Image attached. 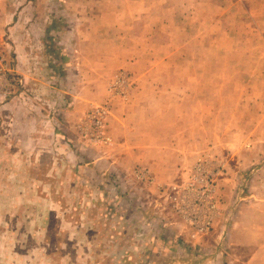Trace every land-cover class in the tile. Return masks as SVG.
I'll use <instances>...</instances> for the list:
<instances>
[{
  "label": "rangeland",
  "instance_id": "1",
  "mask_svg": "<svg viewBox=\"0 0 264 264\" xmlns=\"http://www.w3.org/2000/svg\"><path fill=\"white\" fill-rule=\"evenodd\" d=\"M43 1L0 0V37L7 36L13 14ZM80 5L99 9V15H88L90 22L94 16L100 19L90 27L95 40L116 44L117 58L139 57L135 68L153 73L142 79L155 88L149 95L158 96L167 110L175 105L168 120L179 117L175 128L187 134V141L169 140L174 132L170 120L163 131L149 128L152 144L169 149V142L155 141L163 133L176 149L189 146L185 168L208 158L220 170L214 187L220 212L208 232V254L191 244L175 256L152 252L163 247L153 213L172 210L161 188L173 183L162 181L170 174L157 172L155 178L139 164L113 174L90 151L81 154L74 140L22 149L7 138L9 126L1 123L0 264H264V0H84ZM108 23L114 28L108 29ZM88 34L93 30L86 35L92 40ZM2 41L0 106L21 105L29 114L32 103L19 95L22 79ZM92 47L85 48V55ZM122 73L130 85L125 95H116L108 86ZM135 86L136 79L120 68L106 91L127 103ZM149 104L156 113V100ZM95 105L108 107L104 131L109 141L88 143L76 126L79 147L113 145L107 130L110 104L88 102L82 114ZM129 114L138 120L136 110ZM126 183L133 184L131 189L123 188Z\"/></svg>",
  "mask_w": 264,
  "mask_h": 264
},
{
  "label": "crops",
  "instance_id": "2",
  "mask_svg": "<svg viewBox=\"0 0 264 264\" xmlns=\"http://www.w3.org/2000/svg\"><path fill=\"white\" fill-rule=\"evenodd\" d=\"M45 1L44 5L28 7L26 11L13 14L12 24L6 30L7 36L5 39L0 37V42L3 40L6 48L12 51L15 72L22 79L23 88L19 95L32 103L29 114L23 112L21 105L0 106V124L9 126L8 136L6 134L5 136L8 138L10 135L14 141L21 143L22 149L26 150L29 147L30 150H37L41 145L46 147V142L49 145L52 143L68 145L74 140L78 143L81 154L86 152L82 150L90 151L93 160L107 163L113 174L120 175L139 164L146 166L155 178H158L157 172L170 174L168 179L162 181H181L185 174L190 173L191 167L185 168L184 164L189 162L188 159L191 157L184 153L185 148L189 146L176 149L169 141L186 142L188 139L187 134L175 128V125L180 124L177 121L179 117L174 116L170 119V124L174 125L172 127L174 132L168 137L169 140L164 139L163 133L157 135L155 140L169 142V149L155 146L149 138V128L163 131V127L170 121L169 114L174 113V111L169 113V109L174 110L175 106L172 104L167 110L162 101L158 100V96L153 100L149 95L155 88L152 85L147 86L146 81L142 79H150L153 75L152 70L135 68L139 57L117 58V45L106 46L102 41H96L94 29L91 36L88 34L92 40H88L87 32L92 31L90 27L97 25L100 20L97 16L92 17L91 22L88 20L89 14L99 15L97 6L82 7L80 3L84 0H61L58 3ZM107 28L114 27L108 23ZM96 30L99 31L100 28ZM88 46H93V52L88 53L91 55L84 53ZM107 47L109 49H105ZM120 68L128 70L137 82V87L133 88L132 98L127 103L111 98L106 91L108 80ZM141 80L142 83L139 82ZM155 100L158 106L156 113L150 111L149 104ZM95 101H104L111 106L107 130L113 138V145L107 148H82L79 147L81 139L76 137L73 131L86 104ZM137 104L140 105L134 109L133 106ZM131 110L138 112V120L135 119V122L130 118ZM154 126L156 127L152 128ZM83 144L86 145L85 142ZM166 157H172L173 161L167 162ZM161 168H165L167 172L159 170ZM127 183L123 186L125 190L131 189L130 185H133ZM153 214L156 215L158 227L157 239L162 240L163 247L153 249L152 252L161 255L165 251L169 256H175L177 253L184 254L187 250L185 245L191 244L204 254H208V233L196 237L193 243L189 238V228L180 221L173 210L169 212L168 209H157ZM171 245L174 247L171 248ZM172 258L176 260V257Z\"/></svg>",
  "mask_w": 264,
  "mask_h": 264
},
{
  "label": "built area",
  "instance_id": "3",
  "mask_svg": "<svg viewBox=\"0 0 264 264\" xmlns=\"http://www.w3.org/2000/svg\"><path fill=\"white\" fill-rule=\"evenodd\" d=\"M129 85L127 75L122 73L110 82L108 89L116 95H125ZM107 115V106L88 107L76 125L77 134L88 143H108L109 138L104 131ZM211 166L208 158L198 159L187 180L161 187L171 209L189 228L190 238L208 233L219 216L220 209L214 187L220 170Z\"/></svg>",
  "mask_w": 264,
  "mask_h": 264
}]
</instances>
